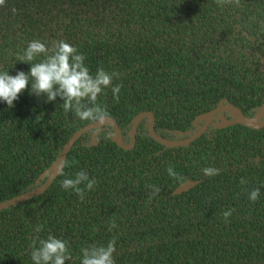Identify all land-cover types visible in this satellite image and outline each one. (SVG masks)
I'll return each mask as SVG.
<instances>
[{"label": "trees", "instance_id": "1", "mask_svg": "<svg viewBox=\"0 0 264 264\" xmlns=\"http://www.w3.org/2000/svg\"><path fill=\"white\" fill-rule=\"evenodd\" d=\"M33 40L49 49L64 40L91 75L100 68L116 74L98 103L125 144L144 111L154 115L156 136L172 141L193 135L204 122L199 116L220 105L263 120L264 0H5L0 72L27 73L31 65L18 57ZM30 87L14 107L0 102V202L43 184L68 139L91 123L65 112L60 97L47 102ZM236 117L219 110L198 138L174 147L150 136L148 115L129 150L118 146L111 124L85 131L42 193L0 209V264H33V239L49 235L67 242L66 264H81V249L113 239L115 264H264V127L214 126ZM206 167L219 175H204ZM81 170L97 181L91 190L80 185L83 200L60 187ZM187 180L198 183L174 194ZM151 185L160 193L152 196Z\"/></svg>", "mask_w": 264, "mask_h": 264}, {"label": "clouds", "instance_id": "2", "mask_svg": "<svg viewBox=\"0 0 264 264\" xmlns=\"http://www.w3.org/2000/svg\"><path fill=\"white\" fill-rule=\"evenodd\" d=\"M241 0H234L235 6H240ZM218 4H232L233 0H217ZM5 5V0H0V6ZM44 59L32 63L36 57ZM85 57L78 54L77 49L60 40L55 42L51 49L45 43L33 40L28 43L23 55L18 61L31 65L27 73L18 71L15 76L9 75L8 71L0 72V102H5L8 108L14 107V101L30 87V93L37 97L44 96L47 102H53L57 97L63 100V110L73 112L82 121L93 122L96 127L102 128L110 120L106 108L98 103V97L108 89L115 73L109 74L102 68L98 69L95 76L91 75L84 64ZM31 81V82H30ZM121 86L111 87L112 98L119 101ZM67 166V162H65ZM170 177L176 173L169 167L166 169ZM206 176L219 175V169L206 167L202 169ZM63 174V173H61ZM97 181L90 179L87 172L81 170L74 178H66L61 181L60 187L65 191L71 189L83 200L85 189L80 187L84 184L91 190ZM241 183H244L241 180ZM152 196L160 193L158 186L151 185ZM259 197V189H253L249 194V200L255 202ZM232 210L225 211L223 217L229 222ZM115 221L110 228L115 227ZM41 226H37L39 232ZM116 251L115 239L106 246L91 245L81 249V264H115L114 253ZM33 264H66L72 260L69 246L66 241L49 235L47 239L36 237L33 239L29 253Z\"/></svg>", "mask_w": 264, "mask_h": 264}, {"label": "water", "instance_id": "3", "mask_svg": "<svg viewBox=\"0 0 264 264\" xmlns=\"http://www.w3.org/2000/svg\"><path fill=\"white\" fill-rule=\"evenodd\" d=\"M261 109H262V114L264 117V102L262 104ZM219 110L233 111L237 114V117L233 120H222L221 122H219L215 125L218 128H222V127L232 125V124H236V123H245L247 125L254 126L255 128L264 127V119L263 120H257V119L248 118L247 116H245L242 113V111L238 107H235L231 104L217 106V107L213 108L212 110H210L207 113V115H200L199 116L200 118H204V123L202 124V126L193 135H191L190 137H188L186 139H182V140H174V141L163 140V139L157 137L155 132H154L155 118H154V115L152 114V112H150V111L140 112L139 114H137L134 117L132 125H131V129H130V143L129 144H125L123 142L121 130H120V128H119V126H118V124L114 118L110 117V120L108 121L107 124H111L114 126L115 131H116V141H117L118 146L121 147L122 149L129 150V149H132L134 144H135V140H136L135 133H136L137 125H138L140 119L143 116L148 115L151 118V122L149 125L150 136L162 145L174 147V146H180V145L188 144V143L192 142L193 140H195L196 138H198L208 127L213 115ZM96 126L97 125H95L93 122H91V123H88V124L82 126L78 130H76L73 133V135L68 139V141L66 142L64 147L61 149V151L58 153V155L56 156L55 161L53 163V170H52L51 174L49 175L48 179L38 187H35V188L25 192V193H22L20 195H17L15 197L7 199L3 202H0V209L7 207L11 204L17 203V202H22L24 200H27L33 196H36V195L42 193L52 183L54 178L58 175L61 160L67 154V152L72 147L74 142L78 139V137L81 136L85 131H87L91 128H95ZM197 183H198L197 180L196 181H193V180L184 181L183 183H181L179 186H177L174 189L173 193L177 194V193H180L182 191H187L188 189H190L191 187H193Z\"/></svg>", "mask_w": 264, "mask_h": 264}, {"label": "flooded vegetation", "instance_id": "4", "mask_svg": "<svg viewBox=\"0 0 264 264\" xmlns=\"http://www.w3.org/2000/svg\"><path fill=\"white\" fill-rule=\"evenodd\" d=\"M241 110V109H240ZM214 116V115H213ZM212 119H213V117H212ZM212 119H211V121H212ZM263 119H264V117H263ZM211 121H210V123H211ZM219 122H221V121H219ZM219 122H216L215 124H214V126L217 124V123H219ZM204 123V122H203ZM210 123H209V125H210ZM208 125V126H209ZM216 127V126H215ZM216 128H218V127H216ZM207 129V128H206Z\"/></svg>", "mask_w": 264, "mask_h": 264}]
</instances>
